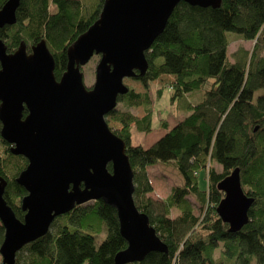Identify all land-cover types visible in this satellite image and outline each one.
Segmentation results:
<instances>
[{"label": "trees", "instance_id": "16d2710c", "mask_svg": "<svg viewBox=\"0 0 264 264\" xmlns=\"http://www.w3.org/2000/svg\"><path fill=\"white\" fill-rule=\"evenodd\" d=\"M6 1L0 0V8ZM103 2L20 0L15 24L0 29V39L7 53L14 52L21 42L29 51L44 40L58 79L66 68V49L98 19ZM227 33L254 42L251 52L238 49L231 62ZM145 57L147 71L131 78L143 90L168 77L171 102L180 103L194 91L202 92V100L188 103V115L147 148L130 143L131 125L143 133L152 130L146 92L128 87V93L117 100L141 107L143 117L117 108L106 116L118 125L109 129L126 144L134 204L167 247L166 253L151 252L130 264H264V0H221L217 8L180 2ZM157 96L161 97L160 90ZM162 127L167 128L166 122ZM7 147L0 138V176L7 182L3 197L22 220L20 200L26 192L14 179L27 161L11 155ZM153 165L165 167L176 177L169 196L160 203L148 196L152 186L146 169ZM107 168L110 170V165ZM236 168L243 192L254 203L248 212L249 222L230 233L215 212L223 197L216 186ZM200 172L206 189L199 187ZM188 197L199 204V210L205 207L204 214L193 213ZM172 208L179 212L175 218L169 217ZM51 227L55 230L16 254L15 264H114V256L126 248L115 210L102 201L75 207L57 217ZM102 227L105 237L96 245ZM2 238L0 225V243Z\"/></svg>", "mask_w": 264, "mask_h": 264}, {"label": "water", "instance_id": "95a60500", "mask_svg": "<svg viewBox=\"0 0 264 264\" xmlns=\"http://www.w3.org/2000/svg\"><path fill=\"white\" fill-rule=\"evenodd\" d=\"M19 2L2 5L0 29L15 24ZM180 2L217 8L221 0H104L98 19L66 49V68L58 81L44 40L30 53L23 42L7 53L0 39V138L11 155L27 161L14 179L26 192L20 200L22 220L6 203L7 182L0 176V264H15L16 254L48 233L57 217L93 201L116 212L126 248L114 256V264L167 252L134 204L126 144L109 129L106 116L129 91L124 79L147 71L145 53ZM93 56L99 61L94 84L86 89L81 68ZM216 187L223 194L216 215L228 232L240 231L249 222L254 199L243 192L239 169Z\"/></svg>", "mask_w": 264, "mask_h": 264}, {"label": "rangeland", "instance_id": "374dc122", "mask_svg": "<svg viewBox=\"0 0 264 264\" xmlns=\"http://www.w3.org/2000/svg\"><path fill=\"white\" fill-rule=\"evenodd\" d=\"M227 39H229L228 46V58L232 62L233 55L237 52L238 49H243L246 52L250 53L253 49L254 42L252 41H243L239 35L234 33H227ZM99 61V56H93L90 61L81 68L83 73V85L86 89H90L94 84L95 79V67ZM171 79L168 77H163L157 81H154L150 84L149 89L143 90V88L138 84V82L129 79H124V85L130 88H133L137 92H146L149 98V106L146 107L152 112L153 115V123L152 130L148 133L140 132L136 129L134 125L130 126V143L132 146H142L144 148L150 147L156 140H158L161 136H163L168 130H170L177 121L182 120L188 114H185V108L188 103L191 105L198 104L202 100V92L194 91L193 93L187 94L184 96L180 103H173L170 101V91H169V83ZM209 88V83L205 86V89ZM161 91V97L158 98L157 92ZM118 111L128 112L137 118H141L145 114V110L141 107L132 108L129 107L125 102H119L116 106ZM108 127L112 130L118 128V125L111 121V119L106 118ZM162 122H166L167 128L164 129L162 127ZM9 147H7L8 149ZM14 156V155H13ZM168 170H171L167 168ZM172 171V170H171ZM149 182L152 186V192L148 194V196L157 203L164 201L170 194L172 187L176 182V177L172 176V172H167L165 167H159L157 165L149 166L146 169ZM205 172V171H203ZM203 172L198 173L197 177L199 178V187L202 189H206V181L203 180L205 177L203 176ZM166 173L170 174L169 176L165 175ZM206 173V172H205ZM200 174V175H199ZM173 178V179H172ZM175 180V182H174ZM190 205H192L193 213L196 216H201L204 214L205 207L203 210H199V204L195 202L192 197L187 198ZM91 203V202H90ZM88 204V203H87ZM179 214L176 208H172L169 212L170 218H175ZM60 223L59 220H57ZM51 230H55V227H51ZM105 237V230L102 227V232L99 236H96L95 243L98 245ZM216 254H218L216 252ZM1 262V256H0Z\"/></svg>", "mask_w": 264, "mask_h": 264}, {"label": "flooded vegetation", "instance_id": "af4514ba", "mask_svg": "<svg viewBox=\"0 0 264 264\" xmlns=\"http://www.w3.org/2000/svg\"><path fill=\"white\" fill-rule=\"evenodd\" d=\"M27 50V49H26ZM28 53H30V50L29 51H27ZM13 53V52H12ZM61 77V76H60ZM60 77L58 78V79H56L57 81L60 79Z\"/></svg>", "mask_w": 264, "mask_h": 264}]
</instances>
